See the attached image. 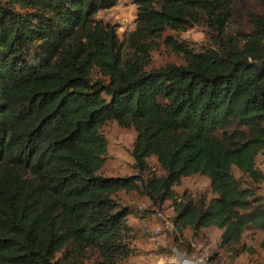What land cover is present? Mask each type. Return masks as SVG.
<instances>
[{"label": "trees", "instance_id": "trees-1", "mask_svg": "<svg viewBox=\"0 0 264 264\" xmlns=\"http://www.w3.org/2000/svg\"><path fill=\"white\" fill-rule=\"evenodd\" d=\"M118 1L0 0V264H84L89 251L86 264H125L119 193L170 201L178 231L216 227L226 247L264 234V0H134L127 53L96 18ZM194 27L206 44L163 37ZM160 41L175 60L156 66ZM110 121L136 132L135 174H101ZM196 175L208 187L179 197Z\"/></svg>", "mask_w": 264, "mask_h": 264}, {"label": "rangeland", "instance_id": "rangeland-1", "mask_svg": "<svg viewBox=\"0 0 264 264\" xmlns=\"http://www.w3.org/2000/svg\"><path fill=\"white\" fill-rule=\"evenodd\" d=\"M249 3V0H244ZM240 7V6H239ZM137 6L134 0H119L114 6L100 10L96 18L102 22H110L123 44V52L127 53V34L134 29ZM174 35L182 41H192L199 45L206 44L208 37L200 27L184 32L167 31L163 34ZM175 60L174 54L160 41L152 52L154 65ZM100 132L107 140L106 161L101 170L105 176H128L135 174L131 147L136 132L133 128H122L115 121L105 123ZM149 164L157 170L156 160L149 158ZM256 166L264 175V150L256 158ZM240 176L238 169H233ZM143 175L139 186L143 188ZM209 181L202 175L183 178L180 186L175 187L180 197L184 192L194 195L208 187ZM142 191V190H141ZM143 193V192H142ZM257 193L264 200V179L257 186ZM114 199L121 205L129 207L128 223L131 227L129 257L125 264H264V234L246 230L239 244L231 247L221 245V230L216 227L202 229L198 232L190 228L178 231L173 223L174 209L170 201L163 205H154L143 193L125 195L119 193ZM89 251L83 260L88 262ZM79 264V263H77Z\"/></svg>", "mask_w": 264, "mask_h": 264}]
</instances>
